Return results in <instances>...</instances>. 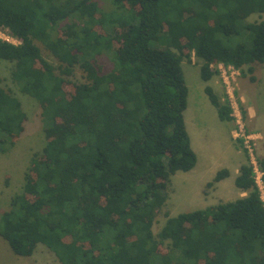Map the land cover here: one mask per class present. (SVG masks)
<instances>
[{
  "label": "trees",
  "instance_id": "trees-1",
  "mask_svg": "<svg viewBox=\"0 0 264 264\" xmlns=\"http://www.w3.org/2000/svg\"><path fill=\"white\" fill-rule=\"evenodd\" d=\"M111 3L0 0V28L21 42L0 38V60L14 64L12 81L40 105L47 136L2 213L0 236L17 256L44 245L59 264H264V200L247 151L234 179L247 196L170 217L153 232L172 176L198 161L184 119L183 58L194 52L204 82L215 64L253 72L264 64V22L246 19L264 13V0ZM76 67L86 82L71 83ZM205 93L219 120L232 121L228 99L210 86ZM25 120L20 100L0 87V153L16 145ZM258 167L264 174V159ZM229 176L220 170L209 184Z\"/></svg>",
  "mask_w": 264,
  "mask_h": 264
},
{
  "label": "rangeland",
  "instance_id": "rangeland-1",
  "mask_svg": "<svg viewBox=\"0 0 264 264\" xmlns=\"http://www.w3.org/2000/svg\"><path fill=\"white\" fill-rule=\"evenodd\" d=\"M98 1L103 10L113 8L111 0ZM246 21L264 22V13L253 14ZM0 38L15 45L21 43L5 28H0ZM37 45L45 59L57 67L58 61L50 52L41 43ZM183 51V54H189L188 47ZM201 65V60L192 51L190 61L183 58L182 68L188 90L184 119L192 148L198 158L197 165L190 172H178L172 176L168 199L158 212L153 226L155 236L170 217L247 196L234 184L239 168L249 161L246 151L255 167L257 183L264 200V174L258 167V161L264 159V64L251 65L253 72H249L248 66L240 71L231 66L215 64L213 69L218 73L209 82L201 79ZM13 67L12 62L0 60V87L11 91L20 100L26 120L24 132L18 137L16 145L6 153H0V218L10 208L11 198L22 191L26 175L33 172L32 160L41 153L47 141L41 107L35 99L23 94L12 81ZM71 81L86 82L79 67L75 68ZM207 86L213 88L222 103L228 99L233 109L232 121L219 120L217 110L205 93ZM65 88L68 92L72 91L69 84ZM223 169H227L230 176L210 185L217 172ZM160 249L162 253L169 250V242H164ZM0 264L59 263L44 245H38L30 257L17 256L0 236Z\"/></svg>",
  "mask_w": 264,
  "mask_h": 264
}]
</instances>
